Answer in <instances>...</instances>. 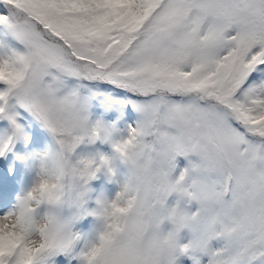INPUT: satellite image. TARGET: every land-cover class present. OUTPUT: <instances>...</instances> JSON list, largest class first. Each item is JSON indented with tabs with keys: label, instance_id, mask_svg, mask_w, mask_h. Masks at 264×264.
<instances>
[{
	"label": "snow or ice",
	"instance_id": "1",
	"mask_svg": "<svg viewBox=\"0 0 264 264\" xmlns=\"http://www.w3.org/2000/svg\"><path fill=\"white\" fill-rule=\"evenodd\" d=\"M185 261L264 264V0H0V264Z\"/></svg>",
	"mask_w": 264,
	"mask_h": 264
},
{
	"label": "rangeland",
	"instance_id": "2",
	"mask_svg": "<svg viewBox=\"0 0 264 264\" xmlns=\"http://www.w3.org/2000/svg\"><path fill=\"white\" fill-rule=\"evenodd\" d=\"M180 160H181V164H183L184 163V161H183V158H180ZM178 174V173H177ZM105 186V188L107 189V190H109V191H112V190H114L115 189V185H113V184H105L104 185ZM176 198H177V195H176ZM176 198H175V196L174 195H170L169 196V198H168V203L169 204H174L175 203V201H176ZM195 205H193V207H194ZM185 264H187V261H185Z\"/></svg>",
	"mask_w": 264,
	"mask_h": 264
}]
</instances>
